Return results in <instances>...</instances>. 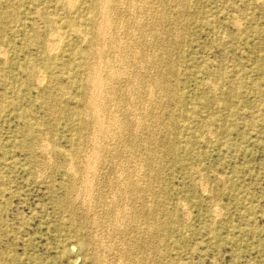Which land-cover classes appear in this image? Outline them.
<instances>
[{
  "label": "rangeland",
  "instance_id": "obj_1",
  "mask_svg": "<svg viewBox=\"0 0 264 264\" xmlns=\"http://www.w3.org/2000/svg\"><path fill=\"white\" fill-rule=\"evenodd\" d=\"M67 1L0 0V264H264V0ZM104 14L109 22L96 58L100 63L104 58L99 73L110 83L106 90L113 88V98L125 102L116 105L123 106L120 110L145 104L153 113L143 126L133 127L108 102L106 107L118 114L115 125L103 123L102 135L95 130L93 139L105 152L94 162L95 154L88 152L94 140H87L77 114L84 109L81 96L90 69L83 54L93 23L102 22ZM87 159L95 163L86 169L89 196L82 193L77 171L78 160ZM116 183L128 185L132 201L119 199ZM84 240L88 243L82 246Z\"/></svg>",
  "mask_w": 264,
  "mask_h": 264
},
{
  "label": "bare ground",
  "instance_id": "obj_2",
  "mask_svg": "<svg viewBox=\"0 0 264 264\" xmlns=\"http://www.w3.org/2000/svg\"><path fill=\"white\" fill-rule=\"evenodd\" d=\"M13 1H14V0H13ZM68 1H69V0H68ZM68 1H67V2H68ZM97 1H98V0H97ZM100 1H101V0H99V2H100ZM103 1H104V0H103ZM103 1H102V2H103ZM105 1H106V0H105ZM105 1H104V2H105ZM120 1H121V0H119V1H117V2L119 3ZM125 1H126V0H125ZM132 1H134V0H132ZM138 1H139V0H138ZM156 1H157V0H156ZM163 1H165V0H163ZM174 1H175V0H174ZM180 1H181V0H180ZM60 2H61V1H60ZM63 2H64V1H63ZM74 2H75V0H73V2L70 0V3H71V4L74 3ZM111 2H112V1H111ZM121 2H122V1H121ZM129 2H131V1H129ZM134 2H135V1H134ZM136 2H137V1H136ZM142 2H143V1H142ZM145 2H146V0H145ZM151 2H152V1H151ZM151 2H150V3H151ZM158 2H159V1H158ZM178 2H179V1H178ZM114 3L116 4V2H113V4H114ZM160 3H161V2H160ZM160 3H159V4H160ZM173 3H174V2H173ZM173 3H172V4H173ZM180 3L182 4L183 2H180ZM180 3H178V4H180ZM102 4H103V3H102ZM111 4H112V3H111ZM125 4H126V3H125ZM129 4H130V3H129ZM133 4H134V3H133ZM133 4H132V2H131V5H133ZM139 4H140V2H139L137 5H139ZM148 4H149V3H148ZM148 4H147V5H148ZM154 4L156 5L157 2L154 3ZM163 4H164V2L161 3V7H162ZM169 4H171V3H169ZM181 4H180V5H181ZM62 5H65V4H62ZM68 5H70V4L68 3ZM72 5H73V4H72ZM108 5H109V3H108ZM152 5H153V4H152ZM166 5H167V4H166ZM262 5H263V4H262ZM114 6H117V5H114ZM114 6H113V10H112V11H114V9H116V8L118 7V6H117V7L114 8ZM122 6H123V5H122ZM124 6H125V5H124ZM140 6H141V5H140ZM157 6L160 7V5H157ZM163 6H164V5H163ZM173 6H174V4H173ZM67 7H68V6H67ZM104 7H105V6H104ZM104 7H103V8H104ZM111 7H112V5L110 6V8H111ZM119 7H120V5H119ZM125 7H127V6H125ZM125 7H124V9H125ZM133 7H134V6H133ZM154 7H155V6H154ZM161 7H160V8H161ZM169 7H170V6H169ZM152 8H153V7H152ZM152 8H151V9H152ZM167 8H168V5H167ZM176 8H177V6H176ZM97 9L100 10V13L102 14V9H100V5H99V8H97ZM105 9H106V8H105ZM105 9H103V10H105ZM124 9H123V10H124ZM128 9H129V6H128ZM142 9H143V8H142ZM154 9H156V7H155ZM154 9H152V10H154ZM157 9H159V8H157ZM161 9H163V7H162ZM165 9H166V8H164V10H165ZM169 9H170V8H169ZM106 10H107V9H106ZM106 10H105V11H106ZM116 10H117V9H116ZM123 10H122V11H123ZM130 10H131V9H130ZM136 10H137V9H136ZM147 10H149V9H147ZM164 10H163V11H164ZM110 11H111V10H110ZM112 11H111V13H112ZM118 11L121 12V10H118ZM118 11H117V12H118ZM125 11H126V10H125ZM136 12H137V11H136ZM136 12H135V13H136ZM141 12H142V11H141ZM143 12H144V11H143ZM147 12H148V11H147ZM147 12H146V13H147ZM149 12H150V11H149ZM149 12H148V13H149ZM152 12H153V11H152ZM152 12H151V13H152ZM157 12H159V11H157ZM98 13H99V12H98ZM100 13H99V15H101ZM108 13H110V12H108ZM125 13H127V12H125ZM131 13L133 14V11H132ZM131 13H130V14H131ZM154 13H155V12H154ZM183 13H184V12H183ZM183 13H182V14H183ZM106 14H107V13H106ZM99 15H98V16H99ZM112 15H113V13H112ZM117 15H118V14H117ZM117 15H116V16H117ZM121 15H122V14H121ZM128 15H129V13H128ZM137 15H138V14H137ZM141 15H143V14L141 13ZM141 15H140V16H141ZM154 15H155V14H154ZM159 15H160V12H159ZM159 15H158V16H159ZM90 16H91V15H90ZM102 16H103V19H102L103 21L101 22V21H100L101 19H99V21H100L101 23H99V21H98L97 23H95V24L93 23V31H92V33L90 34V36H91V42H90V44H89V47L87 46V47H88V50L86 51V53L83 54V55H84V58H86V59L88 60V65H89L88 67H89L90 69H88L89 71L87 70V71H88V73H87V74H88V78H87V85H88V86L85 87L84 92H83V95L81 96V101H82V104H83L84 109H82V110L77 114V116H78V119H79V121H80V126L83 127L84 129H86V130L88 131V134H87V136H86L87 140H88V139H89V140H94L93 138H96V137H94V136L96 135V134H94L95 130H96V132L99 133V134L104 133V132H103V131H104V125H103V123L105 124L106 121H108V122H110V123H112V124L114 123V119H116V118H114V117L117 116L116 114H118V113H114V111H112V110H114V109H113L114 107H115V109L118 108V110L122 112V116H123L124 118H128V119H129V121H130L129 123H130L131 126H133V127H134V126H136V127L143 126L144 122H146V121L148 120L147 114H148V116H149L150 113H153V112H151L152 109L149 108L150 105H148V104H146V105H148V107H146L145 104H144V105L142 104L140 107H136V109L138 108V110H135L134 108H130V109L128 110V112H127V110H125V108L122 109V110H120L123 106L118 107V106H116V105H119L120 103L125 104V102H124L122 99H121V100H120V99L117 100L116 98H113V94H112V91H111L113 88H112V89H109L108 91L106 90L107 88H109V86H107V85H109L110 83H109V84L107 83V85H106V82H107V81H106V80H103V79L100 77V76H101L100 73H102V71L100 70V68H101V66H102L101 63H102V61H103L104 58L101 57V58H102V59H101V60H102L101 63H100V58H99V59L96 58V56L98 55V53L100 54V52H99L100 49L98 48V47H100V46H99L98 43H100V41H102V40H100V39H101V37H102V34L104 33V30H106V29H105V26L107 25V22H109V21H107L108 19H106L105 14L102 15ZM102 16H101V17H102ZM116 16H115V18H116ZM130 16H131V15H130ZM130 16H129V17H130ZM134 16H135V15H134ZM145 16H147V14H145ZM160 16H161V15H160ZM162 16H163V15H162ZM176 16H177V15H176ZM179 16H180V15H179ZM182 16H183V15H182ZM101 17H100V18H101ZM107 17H108V16H107ZM117 17H118V16H117ZM122 17H123V16H122ZM125 17L127 18V14H126ZM141 17H142V16H141ZM109 18H110V16H109ZM119 18H120V17H119ZM137 18H138V17H137ZM177 18H178V17H177ZM179 18H180V17H179ZM181 18H183V17H181ZM110 19H111V18H110ZM122 19H124V18H122ZM131 19H132V18H131ZM140 19L142 20V18H140ZM140 19H139V20H140ZM161 19H162V17H161ZM161 19H160V20H161ZM163 19H164V18H163ZM163 19H162V22L165 20V19H164V20H163ZM183 19H184V18H183ZM115 20H116V19H115ZM115 20H114V21H115ZM120 20H121V19H120ZM120 20H119V21H120ZM128 20H129V19L127 18V21H128ZM145 20H146V19H145ZM157 20H159V19H157ZM167 20H168V19H167ZM176 20H177V19H176ZM178 20H179V19H178ZM237 20H238V19H237ZM237 20H236V21H237ZM117 21H118V20H117ZM117 21H116V23H117ZM134 21H135V20H134ZM142 21H143V20H142ZM154 21H155V20H154ZM165 21H166V20H165ZM121 22H122V21H121ZM124 22H125V19H124ZM124 22H123V23H124ZM131 22H133V21H131ZM136 22H139V21H137V19H136ZM140 22H141V21H140ZM147 22H148V21H147ZM160 22H161V21H160ZM118 23H119V22H118ZM123 23H122V24H123ZM125 23H126V22H125ZM125 23H124V24H125ZM134 23H135V22H134ZM165 23H166V22H165ZM172 23H173V22H172ZM174 23H175V22H174ZM180 23H181V20H180ZM113 24H114V23H113ZM122 24H121V25H122ZM126 24H129V23H126ZM126 24H125V25H126ZM130 24H132V23H130ZM136 24H138V23H136ZM147 24L150 25V22L147 23ZM151 24H152V23H151ZM158 24H159V22H158ZM166 24H167V23H166ZM169 24H170V23H169ZM176 24H178V23H176ZM110 25H111V23L109 24V26H110ZM121 25H120V26H121ZM132 25H133V24H132ZM132 25H131V26H132ZM141 25H142V23H141ZM144 25H145V22H144ZM233 25H234V24H233ZM115 26L117 27L118 25L116 24ZM120 26H119V27H120ZM146 26H147V25H146ZM153 26H154V25H153ZM176 26H177V25H176ZM176 26H175V27H176ZM54 27H55V26H54ZM106 27H107V26H106ZM116 27H115V28H116ZM121 27H122V26H121ZM132 27H133V26H132ZM135 27H136V26H135ZM135 27H133V29H134ZM147 27H148V26H147ZM147 27H146V28H147ZM56 28H57V27H56ZM59 28H60V27H59ZM108 28L110 29V27H108ZM113 28H114V26H113ZM113 28H112V29H113ZM115 28H114V29H115ZM127 28H130V26H128V27L126 26V30H127V32H128L129 29H127ZM112 29H111V30H112ZM116 29L118 30V28H116ZM116 29H115V30H116ZM124 29H125V28H124ZM139 29H140V28H139ZM143 29H144V28H142V30H143ZM149 29H151V28H148V30H149ZM173 29H174V28H173ZM175 29H176V28H175ZM177 29H178V28H177ZM80 30H81V29H80ZM126 30H123V31H122V32H123V33H122L123 35L125 34L124 32H125ZM146 30H147V29H146ZM157 30H158V29H157ZM106 31H107V30H106ZM131 31H132V30H131ZM143 31H145V30H143ZM153 31H155V30L153 29ZM175 31H176V30H175ZM58 32H59V29H58ZM111 32H112V31H111ZM111 32H110V34H112ZM140 32H141V31H140ZM150 32H151V31H150ZM155 32H156V31H155ZM114 33H115V32H114ZM138 33H139V31L137 32V34H138ZM144 33H145V32H144ZM144 33H143V38H144V40L147 42V41H148L147 38H149V37H146V36H148L149 33L147 32L148 34L146 33V34H147L146 36L144 35ZM157 33H158V32H157ZM54 34H55V33H54ZM54 34H53V35H54ZM107 34H108V33L106 32L105 36H106ZM126 34H127V33H126ZM129 34H131V33H129ZM137 34H136V35H137ZM139 34H140V33H139ZM170 34H171V33H170ZM173 34H174V33H173ZM57 35H58V34H57ZM114 35H115V34H114ZM114 35H113V36H114ZM123 35H122V37H124ZM132 35H133V34H132ZM136 35H135V36H136ZM151 35H152V34H151ZM151 35H150V36H151ZM162 35H163V33H162ZM47 36H48V35H47ZM55 36H56V35H55ZM55 36H54V37H55ZM105 36H103V37L105 38ZM110 36H111V35H110ZM115 36H116V35H115ZM152 36H153V35H152ZM175 36H177V35H175ZM181 36H182V35H181ZM58 37L60 38L59 35H58L56 38H58ZM126 37H127V36H126ZM128 37H129V35H128ZM128 37H127V38H128ZM136 37H137V36H136ZM139 37H141V35H140ZM163 37H164V36H163ZM49 38H51V37H49ZM80 38H81V37H80ZM124 38H125V37H124ZM129 38H130V37H129ZM131 38H132V37H131ZM141 38H142V37H141ZM141 38H140V39H141ZM151 38H152V37H151ZM156 38H157V37H156ZM174 38H175V37H174ZM46 39H48V38H46ZM52 39H53V37H52ZM114 39H116V37H115ZM114 39H113V41H115ZM161 39H162V38H161ZM49 40H50V39H49ZM55 40H56V39H55ZM55 40H53V41H55ZM59 40H60V39H59ZM59 40H57V43H58ZM109 40H110V39L108 38V41H109ZM119 40L121 41L120 38H119ZM126 40H127V39H125V41H126ZM129 40H130V39H129ZM134 40H135V39H134ZM134 40H133V41H134ZM137 40H139V39H136V41H137ZM144 40H143V41H144ZM155 40H156V39H154V41H155ZM45 41H46V40H45ZM47 41H48V40H47ZM53 41H51L52 43L50 42L51 45H55V43H54ZM113 41H112V42H113ZM122 41H124V39H122ZM127 41H128V40H127ZM127 41H126V42H127ZM133 41H132V42H133ZM136 41H134V42L136 43ZM140 41H142V40H140ZM145 41H144V42H145ZM158 41H162V40H160V38H159ZM48 42H49V41H48ZM106 42H107V40H106ZM115 42H117V41H115ZM144 42H143V43H144ZM146 42H145V43H146ZM148 42H150V39H149ZM148 42H147V43H148ZM151 42H153V41L151 40ZM50 43H48V44L50 45ZM59 43H60V42H59ZM59 43H58V44H59ZM108 43H110V42H108ZM130 43H131V42H130ZM166 43H167V42H166ZM170 43H171V42H170ZM48 44H46V47H47ZM94 44L96 45L95 50H94V47H93ZM117 44H118V43H116V44L114 45V44L111 43V45H113L114 47H116ZM133 44H134V43H133ZM139 44H140V42H139ZM141 44H142V43H141ZM49 45H48V47L50 48L51 45H50V46H49ZM130 45H131V44H130ZM130 45H129L128 48H130ZM143 45H144V44H143ZM146 45H147V44H146ZM151 45H152V43H151ZM58 46H59V45H57V47H58ZM102 46H103V50H105L106 47H107V44H105V42H103V43H102ZM113 46H112V47H113ZM120 46H121V45H120ZM127 46H128V45H127ZM127 46H126V48H127ZM136 46H137V48L139 47L138 44H137ZM155 46H156V44H155ZM163 46H164V45H163ZM110 47H111V46H110ZM114 47H113V48H114ZM124 47H125V46H124ZM133 47H134V45H133ZM149 47H150V46H149ZM152 47H153V46H152ZM49 48H48V50H50ZM51 48L53 49V47H51ZM55 48H56V47H54V50H55ZM101 48H102V47H101ZM104 48H105V49H104ZM142 48H143V46H142ZM142 48H140V49H142ZM150 48H151V47H150ZM158 48H159V47H158ZM46 49H47V48H46ZM116 49H117V48H116ZM123 49H124V48H123ZM134 49H135V47H134ZM152 49H153V48H152ZM161 49H162V48H161ZM111 50H112V49H111ZM131 50H132V49H131ZM155 50L157 51V48H156V49L154 48V51H155ZM159 50H160V48H159ZM1 51L3 52L4 50H1ZM1 51H0V52H1ZM50 51H52V50H50ZM100 51H101V50H100ZM117 51H118V50H117ZM122 51H123V50H122ZM122 51H121V52H122ZM125 51H126V50H125ZM138 51H139V48H138ZM138 51H137V52H138ZM145 51H146V50H145ZM108 52H110V49H109ZM119 52H120V51H119ZM128 52H129V51H128ZM130 52H131V51H130ZM130 52H129V54H130ZM137 52H136V54H137ZM140 52H141V50H140ZM160 52H161V51H160ZM48 53H49V51H48ZM92 53H93V56H91ZM111 53H112V52H111ZM111 53L106 54V56L109 55V54L111 55ZM117 53H118V52H117ZM117 53H115V54L117 55L116 58L119 56ZM124 53H125V52H124ZM124 53H123V54H124ZM143 53H145V52H143ZM147 53H148V54H152V53H149L148 51H147ZM158 53H159V52H158ZM129 54H128V55H129ZM140 55H141V54H140ZM144 55H145V54H144ZM144 55H142V56H144ZM154 55H156V52L153 54V56H154ZM160 55H161V54H160ZM0 56H1V55H0ZM106 56H105V57H106ZM114 56H115V55H114ZM114 56L112 55V56H110V57L113 59ZM147 56H148V55H147ZM147 56H146V57H147ZM150 56H151V55H150ZM150 56H148L147 58H149ZM107 57H109V56H107ZM110 57H109V58H110ZM121 57H122V56H121ZM121 57H120V58H121ZM123 57H124V56H123ZM123 57H122V59H123ZM132 57H133V56H132ZM132 57H130V58H132ZM135 57H136V56H135ZM139 57H140V56H139ZM164 57H165V56H164ZM142 58H144V57H142ZM152 58H153L152 61L154 62V58H155V57H151L150 59H152ZM125 59H126V58H125ZM132 59H133V58H132ZM133 60H134V59H133ZM141 60H144V59H141ZM157 60H158V57H157ZM105 61H106V60H105ZM107 61H108V60H107ZM120 61H121V60H120ZM120 61H118V62H120ZM138 61H139V59H138ZM145 61H146V58H145ZM148 61H149V60H147V62H148ZM152 61H151V62H152ZM158 61H159V60H158ZM3 62H4V61H3ZM108 62H109V61H108ZM108 62H106V63H108ZM114 62L116 63L115 59H114ZM124 62L126 63V61H124ZM130 62H131V61H130ZM133 62H134V61H133ZM133 62H131V63H133ZM139 62H140V61H139ZM139 62L137 63V65L139 64ZM106 63H104V64H106ZM156 63H157V62H156ZM112 64H113V62L111 61V65H110L111 67H112ZM120 64H121V63H120ZM146 64H147V63H146ZM125 65H126V64H125ZM130 65H132V64H130ZM135 65H136V64H135ZM139 65H140V64H139ZM149 65H150V64H149ZM162 65H163V64H162ZM110 66H109V68H111ZM113 66H114V65H113ZM119 66H120V65H119ZM121 66H122V65H121ZM126 66H127V65H126ZM126 66H125V67H126ZM133 66H134V65H133ZM102 67H103V66H102ZM125 67H123V68H125ZM129 67H130V66H129ZM131 67H132V66H131ZM141 67H142V66H141ZM156 67H157V66H156ZM166 67H167V66H166ZM112 68H113V67H112ZM117 68H118V65H117ZM127 68H128V66H127ZM127 68H126V69H127ZM135 68H136V67H135ZM143 68H144V66H143ZM151 68L153 69V67H151ZM133 69H134V67H133ZM133 69H132V70H133ZM136 69H137V68H136ZM145 69H146V66H145ZM160 69H161V68H160ZM90 70H91V72H90ZM108 70H109V73H110V69H108ZM115 70H116V69H115ZM118 70H119V69H118ZM138 70H139V68H138ZM143 70H144V69H143ZM149 70H150V68H149ZM99 71H100V73H99ZM123 71H124V70H123ZM129 71H130V70H129ZM136 71H137V70H135V73L137 74ZM147 71H148V69H147ZM150 71H151V70H150ZM167 71H168V70H167ZM38 72H39V71H38ZM40 72H41V70H40ZM118 72H121V70L118 71ZM163 72H164V70L162 71V73H163ZM122 73H123V72H121V74H122ZM124 73H125V72H124ZM144 73H145V72H144ZM148 73H150V72H148ZM162 73H161V74H162ZM166 73H167V72H166ZM103 74H104V73H103ZM107 74H108V73H107ZM112 74H113V73H112ZM112 74L110 73V74H108V75L110 76V75H112ZM128 74H129V73H128ZM157 74H158V73H157ZM40 75H41V74H40ZM118 75H119V74H118ZM118 75H117V76H118ZM139 75H142V74H139ZM139 75H138V76H139ZM155 75H156V74H155ZM104 76H105V75H104ZM104 76H103V77H104ZM115 76H116V75H115ZM119 76H120V75H119ZM128 76H129V78H130V75H128ZM138 76H137V77H138ZM146 76L150 77V76L147 75V74H146ZM107 77H108V76H107ZM132 77H134V79H135V78H136V75H135V76H132ZM142 77H143V76H142ZM37 78H40V77H38V75H37ZM41 78L44 79V78H43V75H42ZM139 78H140V76H139ZM139 78H138V79H139ZM156 78H157V77H156ZM106 79H107V78H106ZM112 79H113V78H111V81H112ZM134 79H133V80H134ZM38 80L40 81V79H38ZM128 80H129V79H128ZM131 80H132V79H131ZM148 80H149V79H148ZM151 80H152V79H151ZM156 80H158V79H156ZM36 81H37V80H36ZM36 81H35V82H36ZM118 81H119V80H118ZM121 81H122V80L120 79V82H121ZM126 81H127V78H126ZM141 81H142V79H141ZM37 82H38V81H37ZM108 82H110V81H108ZM128 82H129V81H128ZM132 82H133V81H132ZM134 82H136V81L134 80ZM143 82H144V80H143ZM143 82H142V83H143ZM145 82H146V81H145ZM151 82H152V81H151ZM153 82H154V81H153ZM157 82H159V81H157ZM164 82H165V81H164ZM38 83H39V82H38ZM38 83H37V84H38ZM118 83H119V82H118ZM125 83H127V82H125ZM138 83H139V82H138ZM154 83H155V82H154ZM159 83H160V82H159ZM119 84H120V83H119ZM135 84H136V83H135ZM151 84H152V83H151ZM151 84H149V86H150ZM121 85H122V84H121ZM121 85H118V86H121ZM130 85H132V83H131ZM130 85L128 84V86H130ZM139 85H140V84H139ZM153 85H154V84H153ZM210 85H211V84H210ZM62 86H63V85H62ZM128 86L125 85V87H127V88H128ZM133 86H135V85H133ZM141 86H142V85H141ZM144 86H145V85H144ZM147 86H148V85H147ZM154 86H155V85H154ZM116 87H117V86H116ZM116 87H115V88H116ZM122 87H123V86H122ZM125 87H124V88H125ZM131 87H132V86H130V88H131ZM139 87H140V86H139ZM139 87H137V88H139ZM151 87H152V86H151ZM157 87H158V86H157ZM159 87H160V85H159ZM159 87H158V88H159ZM110 88H111V86H110ZM137 88H136V89H137ZM144 88H145V87H144ZM158 88H157V89H158ZM116 89H117V88H116ZM212 89H213V88H212ZM124 90H125V89H124ZM149 90H150V89H149ZM159 90H160V88H159ZM114 91H115V89H114ZM120 91H123V90H120ZM134 91L136 92V90H134ZM137 91H138V90H137ZM142 91H144V90L142 89ZM162 91H163V90H162ZM139 92H140V90H139ZM151 92H152V91H150V93H151ZM156 92H158V91L156 90ZM113 93H114V92H113ZM125 93L128 94L127 91H126ZM125 93H124V94H125ZM137 93H138V92H137ZM142 93H143V92H142ZM154 93H155V91H154ZM158 93H159V92H158ZM162 93H163V92H162ZM132 94L134 95L133 91H132ZM132 94H131V96H132ZM143 94H144V93H143ZM148 94H149V93H148ZM151 94L153 95V93H151ZM114 95H115V94H114ZM120 95H121V94H120ZM129 95H130V94H129ZM138 95L140 96V94H138ZM149 95H150V94H149ZM150 96H151V95H150ZM154 96H155V94H154ZM160 96H161V95H160ZM162 96H164V95H162ZM115 97H116V96H115ZM157 97H158V96H157ZM132 98H133V96H132ZM139 98H141V97H138V99H139ZM59 99H61V98H59ZM141 99H142V98H141ZM144 99H145V98H144ZM155 99H156V98H155ZM160 99H161V98H160ZM145 100H146V99H145ZM230 100H231V99H230ZM114 101H115L116 104L114 103ZM132 101H133V100H132ZM137 101H138V100H137ZM137 101H136V103H138ZM146 101H148V100H146ZM108 102H113L114 107L112 108V110H111V109L109 110V109L106 107V104H108ZM127 102H128V101H127ZM130 102H131V101H130ZM130 102H129V103H130ZM154 102H155V101H154ZM154 102H153V103H154ZM58 103H59V102H58ZM129 103H128V107H129ZM134 103H135V101H134ZM141 103H143V102L141 101ZM141 103H140V104H141ZM146 103H147V102H146ZM153 103H152V104H153ZM138 104H139V103H138ZM59 105H60V103H59ZM113 105H112V106H113ZM126 105H127V104H126ZM126 105H125V106H126ZM133 105H135V104H133ZM156 105H157V103H156ZM172 105H173V104H172ZM52 106H53V105H52ZM135 106H136V105H135ZM135 106H134V107H135ZM152 106H153V105H152ZM154 106H155V105H154ZM154 106H153V107H154ZM58 107H59V106H58ZM131 107H133V106L131 105ZM156 107H157V106H156ZM156 107H155V109H156ZM54 108H55V106H54ZM126 108H127V107H126ZM50 109H51V108H50ZM116 110H117V109H116ZM116 110H115V112H116ZM82 111H84V113L86 114V116H84V117H81V116H80V113H81ZM156 112H157V111H156ZM156 112L154 111V114H155ZM160 112H161V111H160ZM119 114H120V113H119ZM160 114H161V113H160ZM155 115H156V114H155ZM152 116H153V118H154V115H152ZM158 116H160V115H158ZM118 118H119V117H118ZM151 118H152V117H151ZM158 118H159V117H158ZM158 118H157V119H158ZM120 119H121V118H120ZM168 119H169V118H168ZM122 120H123V118L120 120V123L122 122ZM152 120H153V119H152ZM152 120H151V121H152ZM154 120H155L154 123L158 121V120L156 121V119H154ZM115 121H116V120H115ZM147 122H148V121H147ZM110 123H109V124H110ZM157 123H158V122H157ZM109 124H108V126H109ZM112 124H111V125H112ZM126 124H127V122H126ZM126 124H125V125H126ZM130 124H129V125H130ZM146 124H148V123H146ZM146 124H145V126H147ZM150 124H151V123H150ZM111 125H110V126H111ZM114 125H115V123H114ZM114 125H113V126H114ZM158 125H159V124H158ZM110 126H109V127H110ZM119 126H120V125H119ZM126 126H127V125H126ZM151 126H152V125H151ZM117 127H118V126H117ZM124 127H125V126H124ZM147 127H148V126H147ZM156 127H159V126H156ZM110 128H111V127H110ZM110 128H109V130H110ZM120 128H121V127H119V129H120ZM131 128H132V127H131ZM141 128H142V127H141ZM117 129H118V128H117ZM123 129H124V128H123ZM143 129L148 130V128H143ZM115 130H116V129H115ZM115 130H113V131H115ZM126 130H127V129H126ZM129 130H130V128H129ZM134 130H135V129H134ZM153 130H154V129H153ZM153 130H152V131H153ZM155 130H156V129H155ZM158 130H159V129H158ZM106 131H107V127H106ZM116 131H119V132H120V130H116ZM116 131H115V132H116ZM149 131H150V130H149ZM149 131H148V133H149ZM210 131H211V130H210ZM119 132H118V133H119ZM124 132H126V131H124ZM150 132H151V131H150ZM113 133H114V132H113ZM113 133H112V135H114ZM129 133H130V132H129ZM131 133H132V132H131ZM154 133H155V132H154ZM154 133H153V134H154ZM106 134H108V133L106 132ZM123 134H124V133H123ZM210 134H212V133H210ZM101 135H102V134H101ZM116 135H117V134H116ZM133 135H134V134H133ZM133 135H132V136H133ZM208 135H209V134H208ZM96 136H97V135H96ZM118 136H119V134H118ZM149 136H150V134H149ZM104 137H105V136H104ZM106 137H107V136H106ZM109 137H110V134H109ZM124 137H125V136H124ZM124 137H123V138H124ZM147 137H148V136H147ZM156 137H157V136H156ZM163 137H164V136H163ZM45 138H46V136H45ZM112 138H113V136H112ZM112 138H111V139H112ZM153 138H155V137H153ZM111 139L109 140L110 142H111ZM113 139H114V138H113ZM133 139H134V138H133ZM133 139H132V141H133ZM87 140L85 139V141H87ZM95 140H97V139H95ZM95 140H94L93 142L90 141V142H91L90 145H91L92 148H91L88 152L91 151V154L89 153V155H91V156H92V153H93V155L95 154L94 157H95V156H98V157H99L100 152H102V153L105 152V148H104V146L102 147V146L96 144V141H95ZM121 140H122V139H121ZM127 140H128V139H127ZM129 140H130V139H129ZM45 141H46V140H45ZM105 141H106V138H105ZM105 141H104V142H105ZM147 141H148V139H147ZM40 142H41V141H40ZM98 142H100V140H98ZM104 142H103V143H104ZM120 142H121V141H120ZM135 142H136V141H135ZM152 142H153V141H152ZM42 143H43V141H42ZM44 143H45V142H44ZM115 143H116V142H115ZM121 143H122V142H121ZM130 143H131V142H130ZM130 143H129V144H130ZM146 143H147V142H146ZM159 143H160V142H159ZM46 144H47V143H46ZM86 144H88V143H86ZM86 144H85V145H86ZM140 144H141V143H140ZM40 145H43V144H40ZM44 145H45V144H44ZM48 145H49V144H48ZM108 145H109V144H108ZM108 145H107V146H108ZM142 145H144L143 142H142ZM146 145H147V144H146ZM152 145H153V144H152ZM112 146H113V145H112ZM116 146H117V144H116ZM134 146H136V145L134 144L133 147H134ZM138 146H139V145H138ZM138 146H137V147H138ZM140 146H141V145H140ZM42 147H43V146H42ZM44 147H45V146H44ZM48 147H49V146H48ZM119 147H120V145H119ZM122 147H123V146H122ZM144 147H145V146H144ZM147 147H148V146H147ZM112 148H113V147H112ZM150 148H151V147H150ZM152 148H153V147H152ZM36 149H37V148H36ZM40 149H41V147H40ZM106 149L108 150V148H106ZM117 149H118V148H117ZM117 149H116V150H117ZM124 150H125V149H124ZM118 151H119V150H118ZM120 151H121V150H120ZM134 151H135V150H134ZM136 151H139V150H136ZM151 151H152V149H151ZM43 152H44V151H43ZM124 152H125V151H124ZM129 152H130V151H129ZM82 153H83V152H82ZM85 153H86V152H85ZM106 153H107V152H106ZM110 153H113V152H110ZM118 153L120 154V152H118ZM144 153H145V152H144ZM146 153L149 154L148 151H147ZM107 154H108V153H107ZM122 154H124V153H122ZM133 154H134V153H133ZM141 154H142V152H141ZM114 155H116V153H115ZM136 155H138V153H136ZM144 155H145V154H144ZM144 155H143V156H144ZM150 155H151V152H150ZM85 156H86V155H85ZM123 156H124V155H123ZM156 156H157V155H156ZM48 157H49V156H48ZM48 157H47V158H48ZM92 157H93V156H92ZM94 157H93V158H94ZM106 157H107V156H106ZM116 157H117V156H116ZM116 157H115V158H116ZM132 157H133V156H132ZM47 158H46V159H47ZM89 158H90V157H89ZM99 158H100V157H99ZM108 158H109V157H108ZM115 158H114V159H115ZM136 158H137V157H136ZM136 158H135V159H136ZM148 158H149V155H148ZM155 158H156V157H155ZM46 159H45V160H46ZM69 159H70V158H68V160H69ZM85 159H86V158H85ZM91 159H92V158H91ZM95 159H96V157L94 158V162H95ZM111 159H113V158H111ZM114 159H113V160H114ZM128 159H129V158H128ZM70 160H71V159H70ZM113 160H112L111 162H114L116 159H115L114 161H113ZM133 160H134V159H133ZM144 160H145V159H144ZM153 160H154V159H153ZM157 160H158V159H157ZM78 161H79V162H78V168H77V171L81 173V175H80V181H79V182H80V185H81V187H82L81 189H84V192H82V193H84L85 196H89V195H90V194H89V191H90V190H89V187H90V183H89V182H90V180L88 179L89 177H88V175H87L86 169H88V170L91 169L90 165L95 164V163H92L93 161H90V160H88V159L85 160V161H83V162H82V161L80 162V160H78ZM98 161H99V160H98ZM123 161H124V159H123ZM43 162H44V161H43ZM46 162H47V161H46ZM89 162H91L92 164L89 163ZM143 162H144V161H143ZM154 162H155V161H154ZM70 163H71V161H70ZM88 163H89V164H88ZM104 163H105V161H104ZM118 163H119V162H118ZM144 163H145V162H144ZM148 163H149V162H147V165H148ZM71 164H72V163H71ZM71 164H70V166H72ZM97 164H98V163H97ZM97 164H96V165H97ZM101 164H102V163H101ZM111 164H112V163H111ZM119 164H121V163H119ZM119 164H118V165H119ZM44 165H45V164H44ZM108 165H109V164H108ZM124 165H125V164H124ZM131 165H132V164H131ZM141 165H142V164H141ZM144 165H145V164H144ZM151 165H152V164H151ZM40 166H41V165H40ZM49 166H50V164H49ZM68 166H69V165H68ZM97 166H98V165H97ZM127 166H128V165H127ZM132 166H133V165H132ZM137 166H138V163H137ZM153 166H154V165H153ZM43 167H44V166H43ZM93 167H96V166H93ZM113 167H114V166H113ZM117 167H118V166H117ZM117 167H116V170L118 169ZM129 167H130V165H129ZM145 167H147V166H145ZM38 168H39V167H38ZM67 168H68V167H67ZM104 168H105V167H104ZM43 169H44V168H43ZM45 169H46V168H45ZM70 169H72V167H71ZM96 169H97V168H96ZM96 169H95V170L93 169V170H94L95 172H97ZM126 169H127V168H126ZM151 169H152V168H151ZM153 169H154V168H153ZM118 170H119V169H118ZM120 170H121V169H120ZM130 170H131V169H130ZM130 170H129V171H130ZM134 170H135V169H134ZM134 170H133V171H134ZM140 170H141V169H140ZM84 171L86 172L85 175H84ZM125 171H126V170H125ZM127 171H128V169H127ZM66 172H68V171H66ZM95 172H94V173H95ZM119 172H120V171H119ZM141 172H142V171H141ZM146 172H147V171H146ZM137 173L139 174V170L136 172V174H137ZM142 173H143V172H142ZM147 173H148V172H147ZM153 173H154V172H153ZM92 174H93V173H92ZM92 174H91V175H92ZM120 174H121V173H120ZM149 174H150V173H149ZM89 175H90V174H89ZM113 175H114V174H113ZM126 175H127V174H126ZM141 175H142V174H141ZM144 175H145V174H144ZM93 176H95V174H94ZM116 176H117V175H116ZM127 176H128V175H127ZM71 177H74V175H71ZM112 177H113V176H112ZM123 177H126V176H123ZM118 178H120L119 175H118ZM130 178H131V176H130ZM123 179H125V178H123ZM123 179H121V180H123ZM128 179H129V178H128ZM92 180H93V178H92ZM107 181H109V179H107ZM129 181L131 182V180H129ZM147 181H149V180H147ZM150 181H151V180H150ZM220 181H221V180H220ZM92 182H93V181H92ZM112 182H113V181H112ZM116 182H117V181H116ZM136 182H137V181H136ZM141 182H142V181H141ZM222 182H223V181H222ZM132 183H135V182H132ZM143 183H144V182H143ZM146 183H147V182H146ZM149 183H150V182H149ZM201 183H202V182H201ZM72 184H73V183H72ZM72 184H71V185H72ZM91 184H92V183H91ZM101 184H102V183H101ZM103 184H104V183H103ZM116 184H117V186H116V185H115V186H116L117 195H118L119 199L121 198V200H123V202H126L127 200H131V199H130V198H131V197H130L131 194H130L129 190L126 192V190H127V187H126V186H128V185H127L126 183H125V184H124V183H123V184H118V183H116ZM138 184H139V183H138ZM199 184H200V183H199ZM153 185H154V184H153ZM201 185H202V184H201ZM201 185H200V187H202ZM205 185H206V184H205ZM78 186H79V185H78ZM91 186H92V185H91ZM110 186H111V184H110ZM115 186H114V187H115ZM139 186H140V185H139ZM114 187H113V188H114ZM129 187H130V186H129ZM143 187H144V186H143ZM205 187H206V186H205ZM205 187H204V188H205ZM72 188H73V187H72ZM78 188H80V187H78ZM141 188H142V186H141ZM151 188H152V187H151ZM104 189H105V188H104ZM134 189H135V188H134ZM205 189H206V188H205ZM91 190H92V187H91ZM109 190H110V189H109ZM109 190H108V191H109ZM140 190H141V189H140ZM78 191H80V189H78ZM94 191H95V190H94ZM143 191H144V190H143ZM158 191H159V190H158ZM98 192H99V191H98ZM100 192H101V191H100ZM100 192H99V193H100ZM103 192H104V191H103ZM113 192H114V191H113ZM113 192H112V195H113ZM137 192L140 193L141 191H140V192L137 191ZM148 192H149V191H148ZM201 192H202V191H201ZM79 193H80V192H79ZM82 193H81V194H82ZM90 193H91V192H90ZM94 193H96V192H94ZM133 193H134V192H133ZM143 193H144V192H143ZM157 193H158V192H157ZM75 194H76V192H75ZM109 194H110V193H109ZM122 194H123V195H122ZM146 194H147V193H146ZM76 195L79 196L78 194H76ZM94 195H95V194H94ZM94 195H93V196H94ZM98 195H100V194H98ZM114 195H115V194H114ZM114 195H113V196H114ZM132 195H133V194H132ZM81 196H82V195H81ZM105 196H107V195H105ZM135 196H136V194H135ZM135 196H133V197H135ZM91 197H92V196H91ZM107 197H109V196H107ZM107 197L105 198L106 200H107ZM148 197H149V195H148ZM75 198H77V197L75 196ZM112 198H113V197H112ZM140 198H141V197H140ZM87 199H88V198H87ZM91 199H92V198H91ZM91 199H89V200L91 201ZM133 199H134V198H133ZM135 199H136V198H135ZM150 199H151V198H150ZM75 200H76V199H75ZM98 200H100V199H98ZM110 200H111V199H110ZM136 200H137V199H136ZM71 201H72V200H71ZM90 201H89V202H90ZM113 201H114V200H113ZM131 201H132V200H131ZM149 201H150V200H149ZM73 202H74V201H73ZM85 202H87V201H85ZM100 202H101V201H100ZM105 202H106V201H105ZM107 202H108V201H107ZM107 202H106V203H107ZM110 202H111V201H110ZM123 202H120V203H123ZM71 203H72V202H71ZM98 203H99V202H98ZM106 203H105V204H106ZM120 203H119V204H120ZM128 203H130V201H129ZM148 203H149V202H148ZM83 204H84V202H83ZM87 204H88V203H87ZM103 204H104V203H103ZM107 204H108V203H107ZM107 204H106V207H107ZM144 204H145V203H144ZM69 205H70V204H69ZM80 205H81V204H80ZM89 205H90V203H89ZM89 205H88V206H89ZM100 205H101V204H100ZM121 205H123V204H121ZM129 205H130V204H129ZM140 205H141V203H140ZM108 206H109V204H108ZM114 206H116V205H114ZM130 206H131V205H130ZM134 206H135V205H133V207H134ZM89 207H90V206H89ZM100 207H101V206H99V208H100ZM103 207H104V206H102L101 209H102ZM106 207H105V208H106ZM119 207H120V206H119ZM127 207H128V206H127ZM149 207H150V205H149ZM180 207H181V206H180ZM180 207H179V208H180ZM84 208L86 209V207H84ZM91 208H92V207H91ZM124 208H125V205H123V209H124ZM129 208H130V207H129ZM138 208H139V207H138ZM141 208H142V207H141ZM182 208H184V207H181V209H182ZM185 208H186V207H185ZM82 209H83V208H82ZM85 209H84V210H85ZM112 209H113V208H112ZM118 209H119V208H118ZM133 209H134V208H133ZM186 209H187V208H186ZM186 209H185V210H186ZM88 210H89V209H88ZM103 210H104V209H103ZM114 210H115V209H114ZM142 210H143V208H142ZM85 211H86V210H85ZM85 211H84V212H85ZM96 211H97V210H96ZM101 211H102V210H101ZM101 211H100V213H101ZM118 211H119V210H118ZM118 211H117V212H118ZM121 211H122V210H121ZM182 211H183V210H182ZM182 211H181V214H182ZM221 211H222V210H221ZM90 212H91V211H90ZM98 212H99V211H98ZM98 212H96V213H98ZM108 212H109V211H108ZM124 212H125V211H124ZM124 212H123V213H124ZM130 212L133 213L132 210H130ZM141 212H142V211H141ZM185 212H186V211H185ZM93 213L95 214V212H93ZM93 213H92V215L94 216ZM123 213H122V214H123ZM183 213H184V212H183ZM112 214H113V213H112ZM114 214H115V213H114ZM213 214H214V212H213ZM216 214H217V213H216ZM95 215H96V214H95ZM98 215L100 216V214H98ZM101 215H102V213H101ZM116 215H117V214H116ZM123 215H124V214H123ZM132 215H133V214H132ZM183 215H186V214H183ZM183 215H182V216H183ZM217 215H218V214H217ZM96 216H97V215H96ZM102 216H103V215H102ZM114 216H115V215H114ZM120 216H121V215H120ZM130 216H131V215H130ZM130 216H129V217H130ZM139 216H140V214H139ZM97 217H98V216H97ZM103 217H104V216H103ZM105 217H106V216H105ZM105 217H104V219H105ZM133 217H134V216H133ZM186 217H187V216H186ZM100 218H101V217H100ZM115 218H116V217H115ZM119 218H120V217H119ZM112 219L115 220L114 218H112ZM112 219H111V220H112ZM98 220H99V219H98ZM100 220H102V219H100ZM119 220L122 221V219H119ZM135 220H136V219H135ZM140 220H141V219H140ZM126 221H127V220H126ZM126 221H124V222H126ZM133 221H134V220H133ZM83 222H84V221H83ZM90 222H91V220H90ZM92 222H95V221L93 220ZM102 222H103V220H102ZM104 222H105V221H104ZM119 222H120V221H119ZM108 223H109V221H108ZM126 223H127V222H126ZM129 223H130V222H129ZM129 223H128V224H129ZM148 223H149V222H148ZM96 224H97V223H96ZM100 224H101V223H100ZM131 224H132V223H131ZM139 224H140V223H139ZM151 224H152V223H151ZM92 225H93V224H92ZM104 225H105V223H104ZM107 225H108V224H107ZM134 225H135V224H134ZM83 226H84V225H83ZM118 226H120V225L118 224ZM118 226H116V228H117ZM124 226H125V223H124ZM139 226H140V225H139ZM152 226H153V225H152ZM101 227H102V224H101ZM101 227H99V228H101ZM108 227H109V226H108ZM99 228H98V229L96 228V229L99 230V231H101V229H99ZM112 228H113V227H112ZM122 228H123V227H122ZM103 229H104V228H103ZM124 229H125V228H124ZM138 229H140V228L138 227ZM148 229H149V228H148ZM88 230H89V229H88ZM115 230H116V229H115ZM120 230H121V229H120ZM102 231H103V230H102ZM107 231H108V229H107ZM111 231L113 232V229H111ZM118 231H119V230H118ZM138 231H139V230H138ZM105 232H106V230H105ZM115 232H117V231H115ZM144 232H145V231H144ZM88 233H89V232H88ZM101 233H102V232H101ZM107 233H108V232H107ZM109 233H110V232H109ZM118 233H120V232H118ZM102 234L105 235L104 233H102ZM133 234H134V233H133ZM89 235H90V234H89ZM93 235H94V234H93ZM108 235H109V234H108ZM111 235H112V234H111ZM142 235H143V234H142ZM116 236H117V235H116ZM139 236H140V234H139ZM88 237H89V236H88ZM93 237H94V236H93ZM104 237H105V236H104ZM112 237H113V235H112ZM121 237H122V236H121ZM136 237H137V235H136ZM136 237H135V239H137ZM98 238H99V237H98ZM106 238H107V236H106ZM106 238H105V239H106ZM114 238H115V237H114ZM127 238H129V237H127ZM132 238H133V237H132ZM132 238H130V239H132ZM138 238H139V237H138ZM93 239H94V238H93ZM101 239H102V238H101ZM115 239H116V238H115ZM133 239H134V238H133ZM98 240H99V239H98ZM112 240H114V239H112ZM117 240H118V239H117ZM124 240H125V239H124ZM124 240H123V237H122V241H124ZM90 241H91V239H90ZM100 241H101V240H100ZM102 241H103V240H102ZM109 241H110V240H109ZM96 242H97V241H96ZM116 242H118V241H116ZM87 243H88V242H87L86 240L82 241V246H84V245L87 244ZM92 243H93V242H92ZM107 243L109 244L110 242H107ZM112 243H113V241H112ZM125 243H126V242H125ZM114 244L116 245V243H114ZM118 244H119V243H118ZM94 245H96V244L94 243ZM105 245H106V244H105ZM132 245H133V244H132ZM100 246H101V245H100ZM121 246H122V244H121ZM123 246H124V245H123ZM130 246H131V245H130ZM130 246H129V248H130ZM95 247H96V246H95ZM107 247H109V245H108ZM113 247H114V246H113ZM117 247H118V246H117ZM131 247H132V246H131ZM101 248H102V247H101ZM115 248H116V247H115ZM129 248H128V249H129ZM108 249H109V248H108ZM108 249H106V250H108ZM113 249H114V248H113ZM118 249H119V248H118ZM103 250H104V249H103ZM116 250H117V249H116ZM104 251H105V250H104ZM119 251H120V250H118V252H119ZM121 251H122V250H121ZM124 251H125V250H124ZM97 252H98V251H97ZM112 252H113V251H112ZM95 253H96V252H95ZM113 253H114V252H113ZM119 253H121V252H119ZM119 253H117V255H118ZM103 254H104V253H103ZM107 254H108V253H107ZM109 254H110V253H109ZM114 254H115V253H114ZM95 255H97V254H95ZM99 255H100V253H99ZM112 255H113V254H112ZM119 255L121 256V254H119ZM119 255H118V257H119ZM126 255H128V253H127ZM135 255H136V254H135ZM90 257H91V256H90ZM105 257H106V255H105ZM94 258H95V257H94ZM110 258H111V257H110ZM120 258H123V257H120ZM120 258H118V259H120ZM97 259H98V257H97ZM101 259H102V258H101ZM113 259H114V258H113ZM118 259L116 258V261H121V260H118ZM124 259H126V258H123V260H124ZM132 259H133V258H132ZM132 259H131V260H132ZM135 259H136V258H135ZM104 260H105V259H104ZM136 260H137V259H136ZM139 260H140V259H139ZM108 261H109V260H108ZM112 261H113V260H112ZM134 261H135V260H134ZM146 261H147V260H146ZM94 262H95V261H94ZM97 262H98V261H97ZM97 262H96V263H97ZM101 262H102V260H101ZM127 262H128V261H127ZM147 262H148V261H147ZM98 263H99V262H98ZM106 263H107V262H106ZM106 263H105V264H106ZM108 263H109V262H108ZM112 263H113V262H112ZM120 263H121V262H120ZM150 263H152V262L150 261ZM147 264H148V263H147Z\"/></svg>",
  "mask_w": 264,
  "mask_h": 264
}]
</instances>
